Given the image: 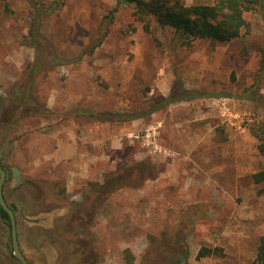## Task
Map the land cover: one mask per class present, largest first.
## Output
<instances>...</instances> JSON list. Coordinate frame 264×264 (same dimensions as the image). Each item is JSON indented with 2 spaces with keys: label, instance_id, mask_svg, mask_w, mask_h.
<instances>
[{
  "label": "rangeland",
  "instance_id": "1",
  "mask_svg": "<svg viewBox=\"0 0 264 264\" xmlns=\"http://www.w3.org/2000/svg\"><path fill=\"white\" fill-rule=\"evenodd\" d=\"M56 1L41 33L55 57L70 63L35 81L49 114L7 132L0 127V140L7 133L0 142L8 175L3 196L16 207L28 264L61 263V219L83 203L90 182L133 161L149 163L156 177L120 188L86 230H73L89 244L92 264H126V251L132 264H167L178 244L188 253L182 264H250L264 237V193L249 177L264 170V159L248 126L264 120V106L241 97L257 74L252 42L264 43V1L231 43L176 46L171 29L115 0H0V95L35 60L28 31L36 9ZM98 40L91 55L72 63ZM165 98L177 101L160 105ZM140 112L145 116L118 117ZM13 170L21 183L10 177ZM53 211L62 214L57 223L34 227L18 216L39 219ZM9 231L0 218V264H19ZM201 247L220 248L222 256L196 259Z\"/></svg>",
  "mask_w": 264,
  "mask_h": 264
},
{
  "label": "trees",
  "instance_id": "2",
  "mask_svg": "<svg viewBox=\"0 0 264 264\" xmlns=\"http://www.w3.org/2000/svg\"><path fill=\"white\" fill-rule=\"evenodd\" d=\"M115 1L118 4L133 5L137 15L153 17L158 26L171 29L173 32L172 41L176 46H186L197 39L208 40L213 44H228L238 39L243 30L248 27L247 16L257 13L264 0H215L211 5L197 4L191 6H186L184 0ZM58 7L59 2L56 1L47 6L46 9L39 6L36 9V17L31 21L28 31L30 45L36 53L35 60L27 66L23 80L18 85L7 88L5 93L0 95V127L6 126V132L23 122L37 117H47L49 114V109L46 105L39 98H36L35 81L44 72L50 71L56 66L70 63L68 61L63 62L55 57L53 45L41 33L42 21ZM111 17L112 14L109 19ZM100 43L101 40H98L88 50H84L78 55L72 63L81 60L84 54L91 55ZM252 48L259 54L257 74L253 84L245 90L241 98L264 106V96L260 94V85L264 79V43L262 44L255 40L252 42ZM190 97L192 96L184 97L182 100L190 99ZM217 97L231 96L218 94ZM175 100L165 98L161 100L160 105L165 106L175 102ZM152 112L149 110L147 114ZM144 116L145 113L140 112L134 116L120 114L118 117L127 120ZM248 129L251 136L256 140V149L259 155L264 159V120H253L249 124ZM6 134L1 136V143H4ZM0 167L6 171L3 164H0ZM155 177L156 173L149 163L133 161L117 172L105 174L101 182H90L88 184L89 192L84 196L83 203L73 205L71 212L61 219L66 222V226L63 227V222H60L63 226L60 225L59 229L64 239L62 250L59 251V261H61L59 264H92L89 244L81 238L79 239L76 231L74 232L73 230H78L79 228L86 230L96 210L110 195L120 188L132 184L135 187L144 179H153ZM249 179L252 184L259 187V194H263L264 170L251 174ZM8 206L13 212H16L14 205ZM0 218L10 230L9 217L1 206ZM180 233L181 231L177 232L178 236H181L179 235ZM150 240L153 242L154 237L151 236ZM9 248L11 249V242L9 243ZM172 252L174 256L166 259L167 264H182L188 258L187 250L181 244L175 245ZM126 254V264H132V255L128 251H126ZM212 255L222 256L221 249L201 247L197 252L196 259L211 257ZM154 258L149 260L154 261ZM250 264H264V237L259 238L255 257Z\"/></svg>",
  "mask_w": 264,
  "mask_h": 264
},
{
  "label": "water",
  "instance_id": "3",
  "mask_svg": "<svg viewBox=\"0 0 264 264\" xmlns=\"http://www.w3.org/2000/svg\"><path fill=\"white\" fill-rule=\"evenodd\" d=\"M17 173H18V171L15 170L13 172V176L17 177V175H18ZM5 180H6V171L0 167V206L6 212V214L9 217L12 254H13L14 258H16L19 261L20 264H28V262L23 257V255L20 251V248H19L15 214L12 211V209L8 206V204L6 203V201L3 197V186L5 183ZM18 183H21L20 179H18Z\"/></svg>",
  "mask_w": 264,
  "mask_h": 264
},
{
  "label": "flooded vegetation",
  "instance_id": "4",
  "mask_svg": "<svg viewBox=\"0 0 264 264\" xmlns=\"http://www.w3.org/2000/svg\"><path fill=\"white\" fill-rule=\"evenodd\" d=\"M14 171H15V170L12 171L10 177L13 178V179H15L16 183H18V179H20V178H19L18 175H17V177H14V176H13V172H14ZM17 171H18V170H17ZM17 174H18V173H17ZM7 181H8V175H7V172H6V180H5V183H6ZM5 183H4V184H5ZM3 197H4V196H3ZM5 201H6V200H5ZM6 203H7V202H6ZM7 204H8V203H7ZM8 205H9V204H8ZM59 212H60V211L48 212L44 218H39V219H30V218L26 217L25 214L22 213V212H20V213L18 214V216H20V217L23 219V223L29 225V226H27V227H32V226L34 227V226L37 225V224L39 225L41 221H49V222L52 221L53 224H54L55 222L57 223V219L60 218V217H62V216H61L62 214H60ZM14 214H15V218H16L17 238H18V244H19V248H20L19 235L21 234V232L18 230L20 224L17 223V220H18L17 213L14 212ZM36 220H37V221H36ZM31 225H32V226H31ZM22 226H23V228L26 227V226H24L23 224H22ZM25 229H27V228H25ZM19 232H20V234H19ZM31 232H32V231H31ZM32 233H33V234H36V233H35V230H33ZM31 237H32V236H31ZM10 238H11V237H10ZM33 238H36V239L38 238V241H39L42 237H41L40 233H38V235L36 234V236L33 235ZM10 242H11V240H10ZM11 250H12V246H11ZM20 251H21V248H20ZM21 253H22L23 257H24V254H23L22 251H21ZM13 257H14V256H13ZM24 258H25V257H24ZM25 259H26V258H25ZM15 260L19 263V261H18L16 258H15ZM26 261H27V259H26ZM19 264H20V263H19Z\"/></svg>",
  "mask_w": 264,
  "mask_h": 264
}]
</instances>
